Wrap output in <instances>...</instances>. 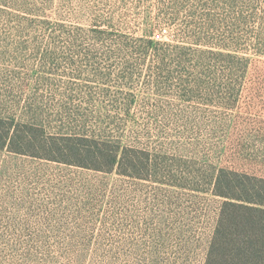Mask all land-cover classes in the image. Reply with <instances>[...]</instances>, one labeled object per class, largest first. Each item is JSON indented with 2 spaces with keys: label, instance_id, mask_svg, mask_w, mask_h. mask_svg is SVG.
I'll return each mask as SVG.
<instances>
[{
  "label": "rangeland",
  "instance_id": "374dc122",
  "mask_svg": "<svg viewBox=\"0 0 264 264\" xmlns=\"http://www.w3.org/2000/svg\"><path fill=\"white\" fill-rule=\"evenodd\" d=\"M20 4L0 0V112L50 133L86 129L150 146L176 160L174 174L184 178L222 166L264 178V56L237 52L212 62L211 73L157 75L155 58L110 51L116 42L88 30L95 14L107 32L130 43L146 39L152 0H52L40 19L64 23L73 36L25 19ZM158 77L165 82L159 87ZM71 112L83 115L77 122L60 117ZM164 180L0 149V235L14 249L49 251L54 263L39 250L38 264H65L59 250L68 246L86 247L87 264H204L224 199L205 180Z\"/></svg>",
  "mask_w": 264,
  "mask_h": 264
},
{
  "label": "trees",
  "instance_id": "16d2710c",
  "mask_svg": "<svg viewBox=\"0 0 264 264\" xmlns=\"http://www.w3.org/2000/svg\"><path fill=\"white\" fill-rule=\"evenodd\" d=\"M152 1L154 9L149 15L151 25L146 30V39L130 43L115 30L107 32L108 29L103 26H109L108 22L95 14L88 30L98 39L109 38L116 42V48H110V51L140 53L144 58H155L157 62L151 67L156 69L157 75L211 73L212 62L229 59L232 53L237 52L264 56V6L258 10L259 0ZM19 2L20 9L30 15L25 19L32 17L35 22L38 19L44 24H52L40 19L47 15L52 0ZM15 3L13 6H18V1ZM90 11L93 13V8ZM252 24L254 30L246 29ZM58 29L60 33L75 35L61 22L53 23L50 33L54 34ZM168 29L173 30L171 34H168ZM162 30L165 32L160 33ZM250 62L245 67L250 68ZM128 78L126 76L125 80ZM110 79L107 76V81ZM195 80L198 81V78ZM161 83L165 82H161L160 77L154 80L158 87ZM187 83L179 81L182 87ZM81 115L60 113V117L71 122H77ZM16 116L0 112V128L5 129L4 132L0 130V149L105 173L117 171L133 179L165 182L164 179L169 177L168 182H174L173 185L184 186L185 179L197 183L205 180L214 185V194L224 200L207 246L204 264H264V178L242 174L225 166L217 167L208 177L205 172L193 171L189 173L193 179L189 174L184 178L174 174L181 168L176 160L157 157L150 146L103 139L100 133L86 129H72L68 132L70 134L50 133L48 126L30 120L19 121ZM69 239L73 242L72 236ZM4 243L5 236L0 235V264H38L34 260L38 259L39 250L44 249L30 247L18 250ZM42 251H45L42 260L54 263L49 260V251ZM59 251L67 259L65 264H87L90 258L86 247L68 246Z\"/></svg>",
  "mask_w": 264,
  "mask_h": 264
}]
</instances>
